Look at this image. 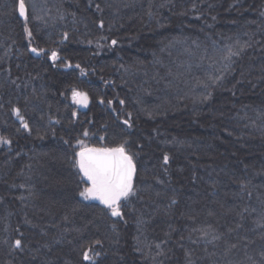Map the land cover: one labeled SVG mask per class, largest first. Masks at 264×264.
<instances>
[{
  "label": "trees",
  "instance_id": "16d2710c",
  "mask_svg": "<svg viewBox=\"0 0 264 264\" xmlns=\"http://www.w3.org/2000/svg\"><path fill=\"white\" fill-rule=\"evenodd\" d=\"M25 2L0 0V264H264V0ZM78 141L133 155L122 217L80 195Z\"/></svg>",
  "mask_w": 264,
  "mask_h": 264
},
{
  "label": "snow or ice",
  "instance_id": "6c2138e0",
  "mask_svg": "<svg viewBox=\"0 0 264 264\" xmlns=\"http://www.w3.org/2000/svg\"><path fill=\"white\" fill-rule=\"evenodd\" d=\"M17 11L20 17L27 20L25 0H17ZM112 43L115 44L116 41ZM31 51L37 55L40 54L35 48L31 49ZM50 58L53 62L56 61L58 59L57 53L53 51ZM72 99L74 103L87 106L88 97L85 93L73 90ZM13 111L17 118L21 120L23 127L27 129L28 125L23 122L19 109H14ZM83 135L87 137L88 132L85 131ZM0 143L7 144L10 142L0 140ZM77 147L79 151L75 153L74 166L78 168L83 179L89 185L84 188L80 195L86 200L99 201L105 208L110 210L111 216L122 217L121 201H127L130 196L135 195L134 178L136 176V164L133 155L126 150L124 144L115 147H88L83 141H78ZM163 162L165 165L169 163L167 155L163 157ZM96 243L99 244V241H96ZM15 246L20 248L21 241L16 240ZM90 251L91 249L83 253V260L92 264V259L89 255Z\"/></svg>",
  "mask_w": 264,
  "mask_h": 264
},
{
  "label": "water",
  "instance_id": "95a60500",
  "mask_svg": "<svg viewBox=\"0 0 264 264\" xmlns=\"http://www.w3.org/2000/svg\"><path fill=\"white\" fill-rule=\"evenodd\" d=\"M22 20H25L24 18H22V17H20ZM30 53L33 55V56H38L36 53H34V52H32L31 50H30ZM76 106H77V108H78V110L79 111H81V112H85L87 109H88V107H89V101L87 100V106L85 107V106H83L82 104H79V103H76ZM80 173V172H79ZM80 175L82 176V174L80 173ZM135 179V178H134ZM85 183L87 184V187L89 186L88 185V183H87V181L85 180ZM91 202H93V203H95V204H97V205H99L100 207H102V208H104V209H107V208H105V206L103 205V204H101L99 201H97V200H92V199H89ZM123 201V200H122ZM121 201V202H122Z\"/></svg>",
  "mask_w": 264,
  "mask_h": 264
},
{
  "label": "rangeland",
  "instance_id": "374dc122",
  "mask_svg": "<svg viewBox=\"0 0 264 264\" xmlns=\"http://www.w3.org/2000/svg\"><path fill=\"white\" fill-rule=\"evenodd\" d=\"M58 61V59L55 61V62H57ZM65 67H67V68H69V67H71L70 65H65ZM61 192V191H60Z\"/></svg>",
  "mask_w": 264,
  "mask_h": 264
}]
</instances>
